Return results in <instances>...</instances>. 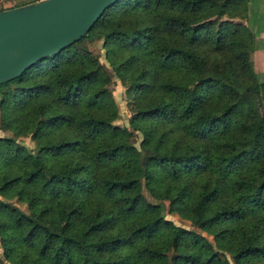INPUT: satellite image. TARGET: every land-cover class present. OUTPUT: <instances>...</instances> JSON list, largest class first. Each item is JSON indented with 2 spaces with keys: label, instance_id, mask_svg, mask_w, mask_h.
I'll return each mask as SVG.
<instances>
[{
  "label": "trees",
  "instance_id": "trees-1",
  "mask_svg": "<svg viewBox=\"0 0 264 264\" xmlns=\"http://www.w3.org/2000/svg\"><path fill=\"white\" fill-rule=\"evenodd\" d=\"M248 1L117 0L78 42L0 84V264H229L225 252L264 264ZM90 36L127 87L130 131L114 124L110 75L76 48ZM28 133L35 151L17 142ZM163 201L212 240L168 220Z\"/></svg>",
  "mask_w": 264,
  "mask_h": 264
},
{
  "label": "water",
  "instance_id": "water-1",
  "mask_svg": "<svg viewBox=\"0 0 264 264\" xmlns=\"http://www.w3.org/2000/svg\"><path fill=\"white\" fill-rule=\"evenodd\" d=\"M117 0H38L0 11V84L82 39Z\"/></svg>",
  "mask_w": 264,
  "mask_h": 264
},
{
  "label": "rangeland",
  "instance_id": "rangeland-1",
  "mask_svg": "<svg viewBox=\"0 0 264 264\" xmlns=\"http://www.w3.org/2000/svg\"><path fill=\"white\" fill-rule=\"evenodd\" d=\"M27 1L29 0H0V9H8ZM248 9L249 15L244 21L248 26L250 18H259V20L264 22V0H249ZM254 37L255 45L253 51L251 52L252 67L256 74L258 88L261 92L264 93V28L259 27V30L256 34H254ZM104 44L105 41L102 37L90 36L81 41L76 46V48L96 58L100 65L103 66L105 73L110 75L111 80L108 84H106V86L107 88H109L111 94L113 95L115 105L117 106L118 116L117 119L114 121V124L126 127L130 131L131 128L129 127V119L132 115V110L127 102V87L115 76L114 71L112 70V67L110 66L106 58V50L104 48ZM261 96L262 102L264 104V94H261ZM9 135H11L10 131L0 130V137H5ZM130 141L135 143V145H139L141 141V135H139L138 132H134ZM17 142L25 145L29 150H36V145L34 139L32 138V133H28L25 136L17 138ZM146 158V153L142 151L141 162L142 166H144L145 168L147 167ZM143 193L149 199L150 202L158 203V201L149 198L145 190L143 191ZM161 203H163L164 205V214L168 220H171L177 226L194 230L204 236L206 239L212 240V236L208 232L203 230L202 226L204 224V220H197L196 223L185 220L176 214L169 213L168 201H163ZM224 256L226 257V259H228L229 264H233L232 257L227 252L224 253Z\"/></svg>",
  "mask_w": 264,
  "mask_h": 264
},
{
  "label": "crops",
  "instance_id": "crops-1",
  "mask_svg": "<svg viewBox=\"0 0 264 264\" xmlns=\"http://www.w3.org/2000/svg\"><path fill=\"white\" fill-rule=\"evenodd\" d=\"M250 14H251V12H250ZM248 15H249V9H248ZM259 27L264 28V22L263 21L259 20V18H250L249 19V28L251 29L253 35L258 32Z\"/></svg>",
  "mask_w": 264,
  "mask_h": 264
}]
</instances>
